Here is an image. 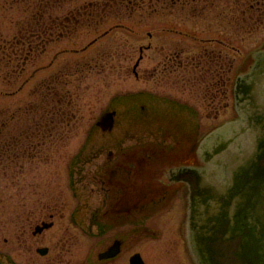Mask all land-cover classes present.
<instances>
[{"label": "rangeland", "instance_id": "374dc122", "mask_svg": "<svg viewBox=\"0 0 264 264\" xmlns=\"http://www.w3.org/2000/svg\"><path fill=\"white\" fill-rule=\"evenodd\" d=\"M19 1L0 0V235L4 229L15 233L22 199L27 208L43 194L75 203L83 196L78 191L73 196L71 190L99 187V165L115 151L114 145L159 141L158 124L166 125L160 117L169 99L197 112V139L196 134L192 139L180 137L190 152L196 141L224 123L236 122L232 110L216 113L209 108L220 105L221 96L212 86L225 68L211 66L207 59L222 55L239 61L252 52H220L193 41L231 33L223 23L227 20H215L212 11L195 15L202 11L201 5L191 4L164 11L161 3L151 0ZM105 4L113 9L87 21L88 12H101ZM72 16L78 25L67 31L76 32L58 39L48 35L46 28L54 19ZM34 19L46 25L38 46L31 51L18 48L23 39L33 42L26 26ZM213 27L219 31H210ZM232 69L228 89L243 73ZM138 97L144 101L147 118L135 119L129 107L126 114L122 112L131 104L137 114ZM112 111L114 129L102 131L98 123ZM159 226L160 231L167 228L158 218L152 219L149 237L139 232L137 239H168L158 232Z\"/></svg>", "mask_w": 264, "mask_h": 264}, {"label": "flooded vegetation", "instance_id": "af4514ba", "mask_svg": "<svg viewBox=\"0 0 264 264\" xmlns=\"http://www.w3.org/2000/svg\"><path fill=\"white\" fill-rule=\"evenodd\" d=\"M151 2L161 3L165 7L162 8L164 11L168 7L191 4L194 8L201 5L202 11H195L193 14L202 16L204 9L209 13L212 11L211 15L215 20H227V23H223L231 33L227 35L219 32L215 38L206 40V37L193 38L194 42L202 46L213 45L220 52H252L248 56L241 55L240 62L235 59L231 62L222 55H212L207 59L211 66L221 70L225 68L219 74L216 85L212 86L217 87L221 96L220 105H209V108L216 113L222 109L230 113V70L227 69L244 70L256 66L258 56L264 53V0ZM210 31L219 30L213 27ZM176 35L181 38L180 33ZM253 41L256 43L252 44ZM137 100V114L131 109V104H127L122 112L126 114L129 107L130 114L135 119L139 116L149 117L144 113V101L141 97ZM140 103L144 107L140 108ZM186 107L188 105L172 99L164 103L165 112L160 118L164 119L166 125L158 124L161 137L158 143L152 140L153 142L144 141L137 145L119 146L121 142L114 145L115 151L109 152L105 162L99 165V187L71 190L73 196L75 191L83 196L76 198L75 203H69L60 197H44L43 194L36 196L31 207L27 208L24 204L26 199H22L21 209L16 215L15 233L10 235L6 229L1 231L0 263L197 264L188 236L195 205L187 174L190 172L193 175V169L198 166V143L196 141L195 150L190 152L183 146L180 137L192 139L196 134L197 139L198 126L194 120L197 112L192 107L188 112ZM108 114L113 116V121L112 118H106ZM177 114L180 117H176ZM182 116L189 118L183 119ZM115 117V111L105 114L98 123V128L111 132ZM165 130L171 135H165ZM176 136L179 138L174 141L173 137ZM21 143L22 141L15 143L14 146ZM154 218L166 224L167 228L160 231L159 226L157 230L159 233L163 232L168 239H137L139 232L149 237V221ZM152 249H157L158 252ZM137 256L139 261L136 263Z\"/></svg>", "mask_w": 264, "mask_h": 264}, {"label": "water", "instance_id": "95a60500", "mask_svg": "<svg viewBox=\"0 0 264 264\" xmlns=\"http://www.w3.org/2000/svg\"><path fill=\"white\" fill-rule=\"evenodd\" d=\"M236 98L241 120L205 140L204 168L187 174L197 264H264V54Z\"/></svg>", "mask_w": 264, "mask_h": 264}, {"label": "trees", "instance_id": "16d2710c", "mask_svg": "<svg viewBox=\"0 0 264 264\" xmlns=\"http://www.w3.org/2000/svg\"><path fill=\"white\" fill-rule=\"evenodd\" d=\"M23 1V0H22ZM21 2V0L19 1ZM45 2H47L45 0ZM114 4V3H113ZM103 9H101V12H94V11H91V12H88L87 16H85V18L87 19V21L90 19V18H94V19H99L102 17L101 14L104 15V13H108L110 12L112 9H113V5L110 6L109 4H105L103 5L102 7ZM95 10H98V9H95ZM72 19H54V21L51 22V25L49 28H46V25H43L41 26V24L38 25V23H36V19H34L31 23H29L26 27H27V30L26 32H28L30 34V39L33 40L32 43H30L29 41L27 42V38L26 39H23L25 40V42L23 43H20L18 48H26L28 47V50L31 51V49H33L34 47L38 46V43H36L37 39L38 38H41L42 34H44V29L46 28V32L48 33L49 36H55L57 35L55 38H60V36H64L65 34H68V36L72 35L74 32L76 31H73L72 32H68L67 30H70L68 27L71 26V28H75L78 23H77V20H75V18L77 17H71ZM36 23V24H35ZM73 26V27H72ZM43 28V30L40 31V29ZM80 28V26L77 27V29ZM52 38V37H51ZM32 44H34V46H32ZM3 54H6V53H3ZM206 77V75L204 76ZM216 85V84H215ZM214 85V86H215ZM217 89V87L215 88ZM218 91V90H217ZM220 92V90H219ZM216 94H219L218 92ZM225 97V95H224Z\"/></svg>", "mask_w": 264, "mask_h": 264}]
</instances>
